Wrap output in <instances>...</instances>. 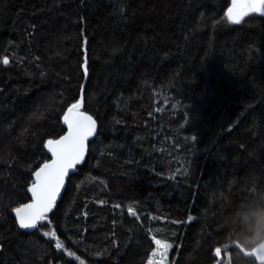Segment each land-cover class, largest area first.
Masks as SVG:
<instances>
[{"label": "trees", "instance_id": "1", "mask_svg": "<svg viewBox=\"0 0 264 264\" xmlns=\"http://www.w3.org/2000/svg\"><path fill=\"white\" fill-rule=\"evenodd\" d=\"M231 5L0 0V264H148L157 239L169 264H264V13ZM83 87L98 134L23 231Z\"/></svg>", "mask_w": 264, "mask_h": 264}, {"label": "snow or ice", "instance_id": "2", "mask_svg": "<svg viewBox=\"0 0 264 264\" xmlns=\"http://www.w3.org/2000/svg\"><path fill=\"white\" fill-rule=\"evenodd\" d=\"M248 12L264 13V0H233L232 7L227 11V18L234 24L239 23ZM3 63H8L7 58ZM80 107V102H77L64 115V123L68 127L67 135L59 140L47 141V147L54 158L51 163H44L39 171L35 172V181L29 189L33 202L15 209L21 228H34L38 221L46 218L65 174L83 156L85 140L94 133L95 121L81 113ZM155 243L163 249L161 255H166L169 245L161 240H156ZM57 247L61 245L58 243Z\"/></svg>", "mask_w": 264, "mask_h": 264}, {"label": "water", "instance_id": "3", "mask_svg": "<svg viewBox=\"0 0 264 264\" xmlns=\"http://www.w3.org/2000/svg\"><path fill=\"white\" fill-rule=\"evenodd\" d=\"M84 86H85V84H84ZM83 97H84V87H83V90H82V93H81V100H80V104H81V106H82V104H83ZM67 111H68V110H67ZM80 112L83 113V114L86 115V116H90V117L92 118V120L95 121V131H94V133H93L91 136H89V137L85 140L84 152H83V156H82V158L80 159V161H79L78 163H76L73 167L69 168L68 171H67V173L65 174V176H64V178H63V183H62V185L60 186V188H59V190H58V192H57V195H56V197H55V200H54V202H53L51 208L47 211V213L52 209V207H53L56 203H58V202L61 200V198H62V196H63V194H64V192H65V189H66V187H67V183H68L69 176H70L71 173L75 170V168H76L78 165H80V164H81V163L87 158L88 153H89V145H90V142H92V141L96 138V136H97V134H98L99 124H98V122L96 121V119H95L93 116H91L90 114H88L87 112L81 110V107H80ZM66 113H67V112H66ZM66 113H65V114H66ZM63 118H64V117H63ZM63 123H64V119H63ZM64 126H65V128H66V132H65L62 136H60L59 138L54 139V140H59V139L62 138L63 136L67 135V133H68V127H67V125H66L65 123H64ZM46 148H47V151H48V153H49L51 159H50L49 161L45 162V163H51V160H52L54 157L52 156V153L49 151V149H48V147H47V144H46ZM42 166H43V165H42ZM42 166H41V167H42ZM41 167H40V168H41ZM40 168H39V169H40ZM39 169H37V171H39ZM31 187H32V186H31ZM31 187H30V188H31ZM29 197H30V201H29V202H27V203H25V204H22V205H20V206H18V207H16V208H20V207H22V206H24V205H26V204H31V203L33 202V197H32V193H31L30 191H29ZM16 208H15V209H16ZM15 209L13 210L12 214H13V216H14L16 222H17V225L19 226L20 229H22L23 231H31V230L35 229V228L39 225V223H40L41 220L37 222L36 227H34V228H27V229H25V228H21L20 225H19V222H18V218H17L16 212H15ZM47 213H46V214H47ZM252 255H254V256L257 258L258 262H260V263H264V242H262L261 244H259V245H258V246L252 251Z\"/></svg>", "mask_w": 264, "mask_h": 264}, {"label": "rangeland", "instance_id": "4", "mask_svg": "<svg viewBox=\"0 0 264 264\" xmlns=\"http://www.w3.org/2000/svg\"><path fill=\"white\" fill-rule=\"evenodd\" d=\"M232 3H233V0H232ZM231 7H232V5H231ZM162 251H163V249L156 244V249L153 252V253H156V254L155 255L152 254L151 259L148 262V264H169V256H170V249H169V247L167 249L166 255H161V252ZM217 254L219 256L218 264H227V259L226 258H223L222 253L221 252H218Z\"/></svg>", "mask_w": 264, "mask_h": 264}]
</instances>
